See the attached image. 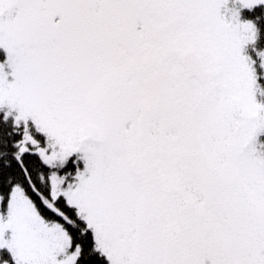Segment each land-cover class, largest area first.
I'll use <instances>...</instances> for the list:
<instances>
[{
	"label": "snow or ice",
	"instance_id": "snow-or-ice-1",
	"mask_svg": "<svg viewBox=\"0 0 264 264\" xmlns=\"http://www.w3.org/2000/svg\"><path fill=\"white\" fill-rule=\"evenodd\" d=\"M0 264H264V0H0Z\"/></svg>",
	"mask_w": 264,
	"mask_h": 264
}]
</instances>
